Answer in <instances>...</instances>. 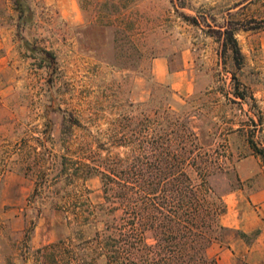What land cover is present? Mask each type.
<instances>
[{
    "label": "rangeland",
    "instance_id": "1",
    "mask_svg": "<svg viewBox=\"0 0 264 264\" xmlns=\"http://www.w3.org/2000/svg\"><path fill=\"white\" fill-rule=\"evenodd\" d=\"M28 3L22 34L56 64L24 46L12 1L0 0V173L19 174L0 196V264H37L38 245L60 237L61 207L105 201L101 175L82 165L76 177L77 161L120 159V137L169 132L178 117L198 135L196 159H221L220 194L250 190L236 164L251 155L264 164L252 148L264 149V0ZM226 24L237 29L240 66L211 32Z\"/></svg>",
    "mask_w": 264,
    "mask_h": 264
},
{
    "label": "trees",
    "instance_id": "2",
    "mask_svg": "<svg viewBox=\"0 0 264 264\" xmlns=\"http://www.w3.org/2000/svg\"><path fill=\"white\" fill-rule=\"evenodd\" d=\"M11 1L24 46L55 66L52 51L31 45L22 34L33 16L28 0ZM185 16L199 24L197 17ZM236 31L226 24L211 32L221 42L222 54L231 51L240 66L245 55ZM171 122L174 127L159 135L120 137V146L127 147L120 159H104L99 165L76 162V177L82 165L86 177L94 171L101 175L105 201L93 205L77 196L71 211L61 207L60 237L36 250L37 264H220L210 248L231 230L220 224L226 210L224 194L212 177L225 167L221 159H196V132L181 117ZM252 148L264 158V149L254 143ZM72 224L75 228L67 232ZM90 229L93 233L87 234ZM237 234L251 240L248 234Z\"/></svg>",
    "mask_w": 264,
    "mask_h": 264
},
{
    "label": "crops",
    "instance_id": "3",
    "mask_svg": "<svg viewBox=\"0 0 264 264\" xmlns=\"http://www.w3.org/2000/svg\"><path fill=\"white\" fill-rule=\"evenodd\" d=\"M4 46V38L0 34V49ZM161 64L162 61H156ZM158 77L163 80L165 71H159ZM236 168L241 181H251L250 190L240 189L224 197L225 212L220 217V224L231 230L223 241L215 242L210 254L217 255L220 264H264V164L255 155L237 162ZM19 177L18 172L4 169L0 173V196L5 195L7 178ZM7 203L0 204V210ZM238 232L251 236L248 241ZM44 240L40 248L54 243ZM22 257V256H21Z\"/></svg>",
    "mask_w": 264,
    "mask_h": 264
}]
</instances>
